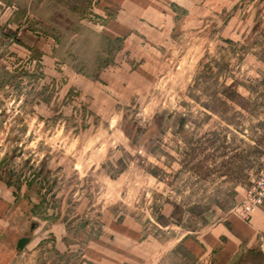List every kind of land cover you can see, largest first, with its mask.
I'll use <instances>...</instances> for the list:
<instances>
[{"label": "rangeland", "instance_id": "374dc122", "mask_svg": "<svg viewBox=\"0 0 264 264\" xmlns=\"http://www.w3.org/2000/svg\"><path fill=\"white\" fill-rule=\"evenodd\" d=\"M263 179L264 0H0V264H225Z\"/></svg>", "mask_w": 264, "mask_h": 264}, {"label": "crops", "instance_id": "0c3cea01", "mask_svg": "<svg viewBox=\"0 0 264 264\" xmlns=\"http://www.w3.org/2000/svg\"><path fill=\"white\" fill-rule=\"evenodd\" d=\"M227 224L215 227V231L225 237L221 255V262H229L241 249L253 250L260 245L264 237V206L258 207L249 219H241L238 215L228 218Z\"/></svg>", "mask_w": 264, "mask_h": 264}, {"label": "water", "instance_id": "95a60500", "mask_svg": "<svg viewBox=\"0 0 264 264\" xmlns=\"http://www.w3.org/2000/svg\"><path fill=\"white\" fill-rule=\"evenodd\" d=\"M30 242V239L29 238H22L19 240L18 244H17V247L20 251H22L26 245Z\"/></svg>", "mask_w": 264, "mask_h": 264}, {"label": "built area", "instance_id": "2783aa9c", "mask_svg": "<svg viewBox=\"0 0 264 264\" xmlns=\"http://www.w3.org/2000/svg\"><path fill=\"white\" fill-rule=\"evenodd\" d=\"M262 183H263V186H264V179L262 180ZM257 204H262V200H261V198L258 200V202L256 203V205H257ZM250 211H252L251 208H247V209H246V212L249 213Z\"/></svg>", "mask_w": 264, "mask_h": 264}, {"label": "trees", "instance_id": "16d2710c", "mask_svg": "<svg viewBox=\"0 0 264 264\" xmlns=\"http://www.w3.org/2000/svg\"><path fill=\"white\" fill-rule=\"evenodd\" d=\"M255 252H256V251H255ZM255 252H254V251H251V254H255V258H258V257L260 258V257H261V255H260L259 253H258V254H257V253H255Z\"/></svg>", "mask_w": 264, "mask_h": 264}]
</instances>
